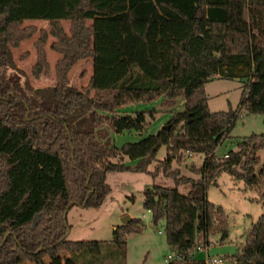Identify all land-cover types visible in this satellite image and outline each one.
Here are the masks:
<instances>
[{
	"label": "trees",
	"instance_id": "obj_1",
	"mask_svg": "<svg viewBox=\"0 0 264 264\" xmlns=\"http://www.w3.org/2000/svg\"><path fill=\"white\" fill-rule=\"evenodd\" d=\"M26 20L49 26L34 42L35 78L48 71L44 45L48 36L55 38L50 48L61 57L53 86L32 87L13 60L11 48L37 31L21 27ZM88 59L92 73L77 89L68 74ZM234 77L244 83L237 108L211 112L204 85ZM177 98L183 109L156 133L110 144L104 123L114 133L140 134L146 126V111L119 115V108ZM238 109L261 114L264 125V0H0V264H44L46 257L72 258L84 250L98 254L99 241L67 239V211L99 206L110 191L106 172H145L162 145L167 153L160 167L169 175L179 151L204 155L192 168L198 180L176 179L188 184L187 194L157 184L144 191L151 222L164 221L166 242L180 257L167 264H206L191 252L197 234L205 243L215 231L227 237V215L205 196L222 172L255 190L262 209L236 260L264 264V164L254 170L264 130L238 141L226 157L214 154ZM117 156L135 164L112 162ZM143 227L140 218H131L114 229V242L124 249L122 236Z\"/></svg>",
	"mask_w": 264,
	"mask_h": 264
},
{
	"label": "rangeland",
	"instance_id": "obj_2",
	"mask_svg": "<svg viewBox=\"0 0 264 264\" xmlns=\"http://www.w3.org/2000/svg\"><path fill=\"white\" fill-rule=\"evenodd\" d=\"M35 26L37 31L29 38L22 40L17 47L11 48L12 57L16 66L26 75L28 82L34 88L53 86L56 82L54 65L61 54L52 50L50 44L55 40L48 36L44 45L46 60L49 69L41 72L37 78L32 75V67L36 61L34 42L39 35V29L49 30L46 21L26 20L21 27ZM61 25L65 32L69 30V21L63 20ZM92 73L91 60H80L68 74L69 84L77 89L84 88ZM243 80L239 77L231 79L214 78L204 85L208 108L211 112L236 109L243 88ZM184 100L177 98L172 103H164L162 99L149 102H137L123 106L117 114H131L135 111H146V126L142 133L123 131L114 133L106 122L103 126L109 131V142L116 147L127 142H137L141 138L156 133L176 111L183 109ZM264 130L263 116L259 113H247L238 109L237 118L228 135L222 139L215 149V156L222 157L229 150H236L237 142L250 134H259ZM167 153L165 145L159 147L155 160L147 166L145 172L108 171L105 181L110 191L105 195L102 203L97 207H81L73 205L66 214L67 239L71 241H99V253L93 254L86 250L68 256L58 253L44 259V264H167L168 255L173 256L175 251L165 238L164 221L154 225L151 214L144 209V191L157 184L163 187H177L182 194H187L189 186L186 183H176V179L188 177L196 181L199 174L193 173L192 168L201 166L204 155L179 151V160L171 161L169 171L173 175L165 174L160 163ZM258 163L254 166L255 173L264 164V149L257 151ZM117 156L111 159L114 163H123L132 166L135 161L126 157ZM159 165V166H158ZM206 199L216 206H220L227 215V237L221 239L218 231L207 237L208 245L202 235L197 234L193 255L206 261V258H221L222 264H241L236 260V254L244 243L245 233L250 225L262 213L255 190L244 186L243 181L233 180L226 172L220 173L214 183H210L206 190ZM128 214L131 218H140L144 223L141 232L126 233L122 236L125 248L120 249L115 241L114 229L122 226L121 218ZM201 246V250H196ZM206 246V248H205ZM73 262V263H72ZM206 264H211L208 261ZM23 264H34L31 262Z\"/></svg>",
	"mask_w": 264,
	"mask_h": 264
},
{
	"label": "built area",
	"instance_id": "obj_3",
	"mask_svg": "<svg viewBox=\"0 0 264 264\" xmlns=\"http://www.w3.org/2000/svg\"><path fill=\"white\" fill-rule=\"evenodd\" d=\"M223 156L226 157L227 155L224 154ZM205 245H208V242H206ZM205 248H206V246H205ZM201 249H202L201 246H196V250H201ZM179 259H180V257L175 253L173 256L168 255L165 260H166V262H169V261L179 260ZM206 261H208L211 264H222L223 263L222 259L218 258V257H213V258L207 257Z\"/></svg>",
	"mask_w": 264,
	"mask_h": 264
},
{
	"label": "water",
	"instance_id": "obj_4",
	"mask_svg": "<svg viewBox=\"0 0 264 264\" xmlns=\"http://www.w3.org/2000/svg\"><path fill=\"white\" fill-rule=\"evenodd\" d=\"M130 220H131V217L128 214L124 215L121 218V222H122L123 225H126Z\"/></svg>",
	"mask_w": 264,
	"mask_h": 264
},
{
	"label": "crops",
	"instance_id": "obj_5",
	"mask_svg": "<svg viewBox=\"0 0 264 264\" xmlns=\"http://www.w3.org/2000/svg\"><path fill=\"white\" fill-rule=\"evenodd\" d=\"M208 97V96H207ZM208 99V98H207ZM195 257V256H194ZM196 258V257H195ZM198 259V258H197Z\"/></svg>",
	"mask_w": 264,
	"mask_h": 264
}]
</instances>
